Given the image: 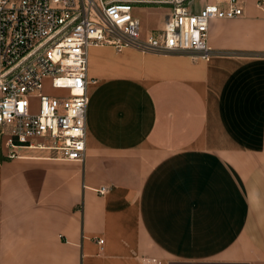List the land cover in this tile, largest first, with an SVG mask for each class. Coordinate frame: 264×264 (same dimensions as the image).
Wrapping results in <instances>:
<instances>
[{
	"label": "crops",
	"instance_id": "1",
	"mask_svg": "<svg viewBox=\"0 0 264 264\" xmlns=\"http://www.w3.org/2000/svg\"><path fill=\"white\" fill-rule=\"evenodd\" d=\"M241 4L208 58L87 48L84 157L1 145L0 264H264V0ZM168 11L134 3L141 36Z\"/></svg>",
	"mask_w": 264,
	"mask_h": 264
},
{
	"label": "built area",
	"instance_id": "2",
	"mask_svg": "<svg viewBox=\"0 0 264 264\" xmlns=\"http://www.w3.org/2000/svg\"><path fill=\"white\" fill-rule=\"evenodd\" d=\"M242 1L194 10L186 0H0V142L7 155L27 146L84 157L90 45L208 58L209 21L241 14ZM136 2L169 3L159 30L141 36Z\"/></svg>",
	"mask_w": 264,
	"mask_h": 264
},
{
	"label": "rangeland",
	"instance_id": "3",
	"mask_svg": "<svg viewBox=\"0 0 264 264\" xmlns=\"http://www.w3.org/2000/svg\"><path fill=\"white\" fill-rule=\"evenodd\" d=\"M0 149H1V142H0Z\"/></svg>",
	"mask_w": 264,
	"mask_h": 264
}]
</instances>
